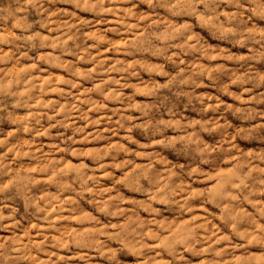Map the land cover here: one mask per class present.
<instances>
[{
	"label": "clouds",
	"instance_id": "obj_1",
	"mask_svg": "<svg viewBox=\"0 0 264 264\" xmlns=\"http://www.w3.org/2000/svg\"><path fill=\"white\" fill-rule=\"evenodd\" d=\"M0 264H264V0H0Z\"/></svg>",
	"mask_w": 264,
	"mask_h": 264
}]
</instances>
